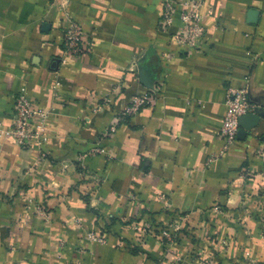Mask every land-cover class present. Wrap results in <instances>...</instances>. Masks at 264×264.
<instances>
[{"label":"crops","instance_id":"1","mask_svg":"<svg viewBox=\"0 0 264 264\" xmlns=\"http://www.w3.org/2000/svg\"><path fill=\"white\" fill-rule=\"evenodd\" d=\"M163 6L68 0L93 45L75 56L52 0H0V264H264V0H207L193 47L173 37L180 8L160 28ZM229 87L259 118L226 144ZM23 90L50 112L25 149L10 134Z\"/></svg>","mask_w":264,"mask_h":264},{"label":"built area","instance_id":"2","mask_svg":"<svg viewBox=\"0 0 264 264\" xmlns=\"http://www.w3.org/2000/svg\"><path fill=\"white\" fill-rule=\"evenodd\" d=\"M62 10L61 22L62 38L66 50L75 56H81L93 50V45L84 30L83 24L75 20L67 11L68 0H52ZM207 0H164L163 11L161 14L160 28L168 30L174 23L177 9L180 8L182 27L180 31L174 34V39L187 46H196L205 32L203 25V8ZM153 93H146L134 96L131 101L122 107L118 120L110 126L108 135L117 130L120 122L133 117L143 109V107L153 102ZM226 113L224 115L221 128V136L227 142L233 143L238 140L241 129L240 119L250 113L257 111V106L250 100L246 88L229 87L226 99ZM15 113L11 136L16 140L21 148H29L31 145L38 143L43 144L47 141L48 119L50 112L44 108L38 107L29 97L25 90L20 92L15 100ZM98 151V150H97ZM103 151V149L99 150ZM45 159V154L41 160ZM134 228L142 236L144 234H159L163 244L174 240V233L168 228L158 229L151 225L134 224ZM176 226V230H178ZM159 230V231H158ZM92 238L104 242L105 239L97 236L95 233L90 234Z\"/></svg>","mask_w":264,"mask_h":264},{"label":"water","instance_id":"3","mask_svg":"<svg viewBox=\"0 0 264 264\" xmlns=\"http://www.w3.org/2000/svg\"><path fill=\"white\" fill-rule=\"evenodd\" d=\"M258 118L259 115L256 111L254 113L245 115L240 119L241 129L239 131L238 139H245L247 131L250 130L256 124Z\"/></svg>","mask_w":264,"mask_h":264},{"label":"trees","instance_id":"4","mask_svg":"<svg viewBox=\"0 0 264 264\" xmlns=\"http://www.w3.org/2000/svg\"><path fill=\"white\" fill-rule=\"evenodd\" d=\"M159 231V230H158Z\"/></svg>","mask_w":264,"mask_h":264}]
</instances>
